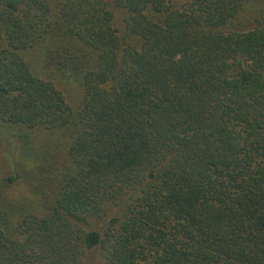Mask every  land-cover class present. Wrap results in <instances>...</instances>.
Instances as JSON below:
<instances>
[{
  "label": "trees",
  "instance_id": "16d2710c",
  "mask_svg": "<svg viewBox=\"0 0 264 264\" xmlns=\"http://www.w3.org/2000/svg\"><path fill=\"white\" fill-rule=\"evenodd\" d=\"M264 264V0H0V264Z\"/></svg>",
  "mask_w": 264,
  "mask_h": 264
},
{
  "label": "rangeland",
  "instance_id": "374dc122",
  "mask_svg": "<svg viewBox=\"0 0 264 264\" xmlns=\"http://www.w3.org/2000/svg\"><path fill=\"white\" fill-rule=\"evenodd\" d=\"M97 264H102V261L99 260Z\"/></svg>",
  "mask_w": 264,
  "mask_h": 264
}]
</instances>
